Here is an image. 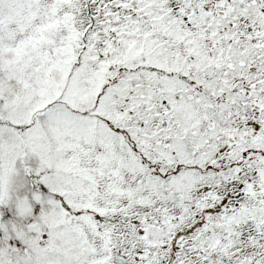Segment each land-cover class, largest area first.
I'll return each mask as SVG.
<instances>
[{"label": "snow or ice", "instance_id": "1", "mask_svg": "<svg viewBox=\"0 0 264 264\" xmlns=\"http://www.w3.org/2000/svg\"><path fill=\"white\" fill-rule=\"evenodd\" d=\"M0 264H264V0H0Z\"/></svg>", "mask_w": 264, "mask_h": 264}]
</instances>
